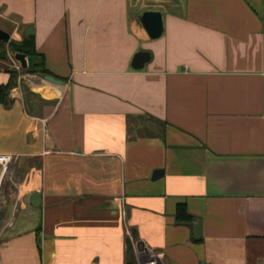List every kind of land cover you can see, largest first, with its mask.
Masks as SVG:
<instances>
[{
    "label": "crops",
    "instance_id": "0c3cea01",
    "mask_svg": "<svg viewBox=\"0 0 264 264\" xmlns=\"http://www.w3.org/2000/svg\"><path fill=\"white\" fill-rule=\"evenodd\" d=\"M157 1L0 0L64 81L0 59V264H264V0Z\"/></svg>",
    "mask_w": 264,
    "mask_h": 264
},
{
    "label": "water",
    "instance_id": "95a60500",
    "mask_svg": "<svg viewBox=\"0 0 264 264\" xmlns=\"http://www.w3.org/2000/svg\"><path fill=\"white\" fill-rule=\"evenodd\" d=\"M142 25L145 30L149 34L150 38L158 39L162 36L164 32V16L163 13L157 10H148L143 13L140 18ZM11 39V34L0 28V45L4 41H9ZM15 59L20 62L23 68H32L34 66L35 60L32 56H28L24 53L17 52L15 53ZM152 59V53L148 50L138 51L133 58L132 66L137 70H141L145 67V65L150 62ZM47 79L56 82V83H64L63 80L58 79L53 75H46ZM164 173L163 169L156 170L154 173V178H157L161 174ZM40 195L39 193L34 194L33 204L39 205ZM195 236L199 237L202 231V220L200 217L195 218V226H194Z\"/></svg>",
    "mask_w": 264,
    "mask_h": 264
},
{
    "label": "trees",
    "instance_id": "16d2710c",
    "mask_svg": "<svg viewBox=\"0 0 264 264\" xmlns=\"http://www.w3.org/2000/svg\"><path fill=\"white\" fill-rule=\"evenodd\" d=\"M7 42L4 41L0 45V59H6L7 56ZM9 48L13 52L24 53L28 56H32L35 60L34 66L32 68H25V70L30 72L41 73L42 75H54L58 78H62L54 74L46 64V57L44 54L40 53L36 47L35 36L29 35L25 36L21 41L12 39L9 43ZM8 71L11 74V78L8 83L0 84V104H5L9 106L12 103V100L9 97L11 89L17 83L18 72L15 69L9 68ZM177 222L179 224H187L191 220V214L188 211L186 203H180L177 208Z\"/></svg>",
    "mask_w": 264,
    "mask_h": 264
},
{
    "label": "rangeland",
    "instance_id": "374dc122",
    "mask_svg": "<svg viewBox=\"0 0 264 264\" xmlns=\"http://www.w3.org/2000/svg\"><path fill=\"white\" fill-rule=\"evenodd\" d=\"M135 2H137V3H135V11H139V10H142V9H145V8H148V7H153V6H155L157 3H158V1L157 0H134ZM9 28V27H8ZM11 31H12V28H9ZM12 40V38L9 40V41H7V44H6V47H7V56H8V58H7V61L9 62V63H11L12 65L14 64V61L15 62H17V64L19 65L20 63L15 59V52H13L12 50H10V48H9V42ZM16 40V39H15ZM4 178V177H3ZM4 184H5V188H7L8 186H9V184L11 185V183H10V181H9V174L8 173H5V179H4ZM17 218H18V223L17 224H19L20 222H21V219H22V214L21 213H19L18 215H17Z\"/></svg>",
    "mask_w": 264,
    "mask_h": 264
},
{
    "label": "built area",
    "instance_id": "2783aa9c",
    "mask_svg": "<svg viewBox=\"0 0 264 264\" xmlns=\"http://www.w3.org/2000/svg\"><path fill=\"white\" fill-rule=\"evenodd\" d=\"M20 63V62H19ZM21 66V64H19ZM14 156L10 154H0V164L3 167V170H8L9 166L13 163ZM148 264H160V260L157 257H153Z\"/></svg>",
    "mask_w": 264,
    "mask_h": 264
}]
</instances>
